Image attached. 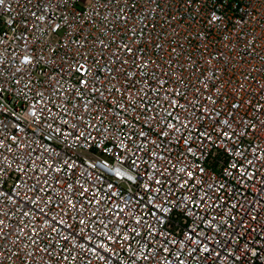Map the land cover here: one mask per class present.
<instances>
[{"label": "built area", "instance_id": "obj_1", "mask_svg": "<svg viewBox=\"0 0 264 264\" xmlns=\"http://www.w3.org/2000/svg\"><path fill=\"white\" fill-rule=\"evenodd\" d=\"M0 264H264V0H3Z\"/></svg>", "mask_w": 264, "mask_h": 264}, {"label": "snow or ice", "instance_id": "obj_2", "mask_svg": "<svg viewBox=\"0 0 264 264\" xmlns=\"http://www.w3.org/2000/svg\"><path fill=\"white\" fill-rule=\"evenodd\" d=\"M0 3H3V0H0ZM84 83L86 84V83H87V81H84Z\"/></svg>", "mask_w": 264, "mask_h": 264}]
</instances>
